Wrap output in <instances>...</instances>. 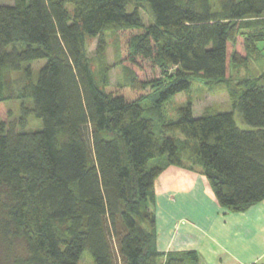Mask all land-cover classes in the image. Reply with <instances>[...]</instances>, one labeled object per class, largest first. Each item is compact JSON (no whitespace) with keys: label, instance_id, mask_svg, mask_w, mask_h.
<instances>
[{"label":"trees","instance_id":"16d2710c","mask_svg":"<svg viewBox=\"0 0 264 264\" xmlns=\"http://www.w3.org/2000/svg\"><path fill=\"white\" fill-rule=\"evenodd\" d=\"M263 13L264 0L0 3V264H79L85 251L94 264H201L196 250L159 249L156 192L174 165L197 168L222 208L264 201V85L248 81L232 111L160 113V135L142 103L159 91L160 106L193 77L229 78L249 57L236 21ZM106 30L126 84H98L87 61L85 40ZM26 63L19 87L10 71ZM9 100H30L43 128L19 130Z\"/></svg>","mask_w":264,"mask_h":264},{"label":"rangeland","instance_id":"374dc122","mask_svg":"<svg viewBox=\"0 0 264 264\" xmlns=\"http://www.w3.org/2000/svg\"><path fill=\"white\" fill-rule=\"evenodd\" d=\"M0 3L11 4L13 0H0ZM144 21L148 24L147 15L142 13ZM238 32L243 33L249 39V57L243 64H233L231 75L227 79H201L192 78L191 87L189 90L179 93L158 106L157 100L159 91L153 92L142 103L145 110V115L152 118L154 121V128L157 134H163V123L158 120L160 113L164 116V121H175L178 117V111L181 107L191 103L194 108V115L199 117L204 112H226L232 111V102L237 94H240L247 87L248 81H256L264 85V13L260 16L246 17L238 20L235 23ZM18 45V48H21ZM86 58L98 84L101 83L104 76L112 84L123 85L132 79L131 69L125 65L120 64V43L118 34L114 30H106L100 37L87 38L85 40ZM47 60L34 61L30 65L34 71L39 70ZM28 63L24 64L20 71H10V76L17 86H22L26 80V67ZM8 106L13 111L11 120L20 124V120H24L25 124L18 126L19 130L24 132H34L43 128V122L32 113L33 103L30 100L25 102L20 100L7 101ZM236 121L242 129L250 128L241 118L239 112L235 113ZM1 123V119H0ZM176 166L170 165L165 171L175 173ZM179 171V168H176ZM186 169V168H185ZM189 170V169H188ZM201 173L197 168L191 170ZM204 180L207 182L206 177ZM175 179V178H173ZM173 185V183L171 184ZM172 187V186H170ZM204 195L208 200V193L205 190ZM209 201V200H208ZM157 211L155 228L161 233L163 242H169L173 237L178 240L182 236V231L187 228H193L194 220L190 216L177 214L169 216L165 214V200L164 203L157 201ZM141 221L143 219L139 217ZM144 224V222H142ZM158 230V231H157ZM257 239V238H256ZM175 240V241H176ZM257 250L264 247V242L257 241ZM262 261L256 263L264 264V256ZM79 264H94L92 255L85 251ZM255 264V263H253Z\"/></svg>","mask_w":264,"mask_h":264},{"label":"crops","instance_id":"0c3cea01","mask_svg":"<svg viewBox=\"0 0 264 264\" xmlns=\"http://www.w3.org/2000/svg\"><path fill=\"white\" fill-rule=\"evenodd\" d=\"M156 197L159 206L165 200V214L187 215L197 222L183 230L178 240L173 237L169 242H163L157 230L161 251L196 250L201 264H253L263 260L264 250H257V241L264 242V201L243 212L222 208L203 175L183 168H175V173L167 171L166 184L157 190Z\"/></svg>","mask_w":264,"mask_h":264}]
</instances>
